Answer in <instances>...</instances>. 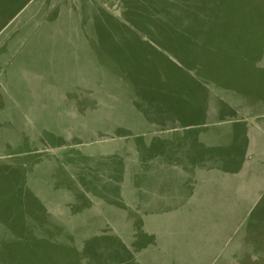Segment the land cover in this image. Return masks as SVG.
<instances>
[{"label":"rangeland","instance_id":"1","mask_svg":"<svg viewBox=\"0 0 264 264\" xmlns=\"http://www.w3.org/2000/svg\"><path fill=\"white\" fill-rule=\"evenodd\" d=\"M263 195L264 0H0V264H264Z\"/></svg>","mask_w":264,"mask_h":264},{"label":"crops","instance_id":"2","mask_svg":"<svg viewBox=\"0 0 264 264\" xmlns=\"http://www.w3.org/2000/svg\"><path fill=\"white\" fill-rule=\"evenodd\" d=\"M196 78H198V76L196 77ZM190 87V86H189ZM244 127H249V125H246V126H244ZM245 132V131H244ZM246 135H244L245 137H246V139H247V137L249 138V136H250V134H247V133H245ZM254 154H256V152L255 151H253V153H249V155L251 156V158H250V160H253V158H254ZM248 156V155H247ZM243 158H246V157H243ZM244 159H242V154H239V164H241V162L243 161ZM235 195L237 196V198H239V192H238V189H236L235 190ZM253 201H257L259 204H260V196L258 197V196H256L254 199H253ZM261 202H263L264 203V195L262 196V201ZM259 236V235H258ZM248 239H253L252 238V236H250ZM254 239L256 240L257 238H255L254 237ZM246 253V252H245Z\"/></svg>","mask_w":264,"mask_h":264},{"label":"trees","instance_id":"3","mask_svg":"<svg viewBox=\"0 0 264 264\" xmlns=\"http://www.w3.org/2000/svg\"><path fill=\"white\" fill-rule=\"evenodd\" d=\"M173 108H174V106H173ZM179 109V108H178Z\"/></svg>","mask_w":264,"mask_h":264}]
</instances>
